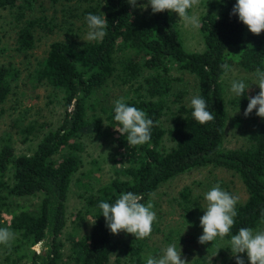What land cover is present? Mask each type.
Returning a JSON list of instances; mask_svg holds the SVG:
<instances>
[{
	"label": "trees",
	"instance_id": "obj_1",
	"mask_svg": "<svg viewBox=\"0 0 264 264\" xmlns=\"http://www.w3.org/2000/svg\"><path fill=\"white\" fill-rule=\"evenodd\" d=\"M147 2L137 0L136 10L128 0H0V17L11 35L9 45L0 43V55L11 49L28 58L37 49L41 33L52 37L43 56L34 63L29 61L26 78L33 87L51 90L62 109L59 125L44 132L30 153H17L11 130L0 135V227L15 233L10 246L4 245L8 254L0 264H111L113 257L119 264H146V258L159 256L161 248H152L148 237L135 239L124 231L112 234L99 203H114L127 191L141 194L142 203H153L152 196L160 186L206 167L231 174L246 194L236 205L229 235L206 243L212 247L221 240L230 244L240 228L256 231L264 225V118L254 109L244 144L235 149L224 145L231 108L246 107L249 98L248 92L230 98L227 77L233 70L254 75L257 68L264 69V31L252 34L231 14L236 0H209L211 12L200 17L198 29L203 47L191 52L173 12L153 13ZM100 12L109 23L107 35L102 42L87 41L85 17ZM14 61L11 57L0 62V118L9 98L17 101L24 96L17 91L22 70ZM224 63L230 66L227 74L220 67ZM174 68L194 77L195 96L206 100L215 117L212 122L200 124L193 118L186 94L175 89ZM112 84L129 88L122 89L121 97L154 121L148 143L128 145L126 135L118 132L121 125L114 120V102L119 98H109ZM16 103L20 107L22 102ZM17 121L10 129L18 128ZM35 124L30 122L17 131L22 136L20 144L33 140L43 129L37 130ZM108 131L115 135L123 154L119 160L109 157L112 176L98 189L91 188L85 175L77 179L82 207L73 216V230L79 233L81 222L88 224L83 235L67 236L65 248L59 237L67 226L70 185L87 150L83 137L94 142ZM24 198H38V202L23 209ZM195 200L191 188L185 187L174 202L186 224L203 231ZM2 214L10 220H4ZM157 230L154 221L152 232ZM201 235H176L182 244L178 247L185 254L202 247L211 249L198 242ZM37 245L39 251L33 249ZM206 255H200L201 264H211ZM243 260L249 264L247 258Z\"/></svg>",
	"mask_w": 264,
	"mask_h": 264
},
{
	"label": "rangeland",
	"instance_id": "obj_2",
	"mask_svg": "<svg viewBox=\"0 0 264 264\" xmlns=\"http://www.w3.org/2000/svg\"><path fill=\"white\" fill-rule=\"evenodd\" d=\"M208 1L209 0H200L199 6L189 9V14H195L200 18L211 12ZM135 9L138 10L137 7H135ZM173 14L174 20L177 23L178 29L181 32L180 34L184 40L186 49L191 52L201 51L203 44L198 29L186 27L183 21L179 19L178 15L175 12H173ZM10 38L11 35L9 33L8 26L0 17V43L5 46L6 44L9 45ZM39 39L37 49L29 54L30 57L28 58L17 55L11 49L8 53H2L0 55V62L9 61L10 58L13 57L15 65L22 70L19 89L17 91L22 92L24 96L19 97L17 101H14L13 97L9 98L7 105L4 108L5 112L0 118V135L5 130H11L13 144L17 149L18 154L30 153L34 149L37 141H39L41 135L44 132L55 129L61 122L62 118L60 102L56 96H52L51 90H46L44 87H33L30 83H27L26 74L28 72L27 69L29 61L34 63L35 58H41L44 51L48 48V44L52 41V37L45 36L43 33H41ZM171 73L173 74L174 79H176L175 89L185 93V103H190L191 99L195 96L194 92L196 82L194 77L187 73L180 74L175 70V68L171 71ZM231 73L232 74L227 77V84L229 85L228 96H230V98L234 95L230 91L231 82L233 80L244 79L243 81L246 84H250L249 90L247 91L248 97L258 94L260 89L257 85H255L256 81L254 75H245L241 69L240 71L233 70ZM122 89L127 91L129 88L127 89L119 86L118 84H112L108 90L109 98H120L121 92H123ZM16 102H22L20 107H17L18 104ZM246 107L237 105L231 108V111L229 112L231 120L228 123L224 141V145L227 149L238 148L245 142L247 132L252 126L251 115L253 113L252 112L245 117L244 110ZM16 119L19 120L17 121L18 128L10 129L12 122ZM239 119H241L240 122L237 121ZM17 122H15V124ZM30 122L36 123L35 125L37 130L42 129L40 126H42L43 129L39 131L36 138L32 136L33 140H30L25 145H22L20 144L22 136L17 131L28 126ZM114 138L115 135L110 131L94 138L97 139L94 142H91L89 137H83V142L87 144V150L83 154L81 167L74 176L70 185L66 203L67 226L64 228L59 237L60 242L65 245V248L69 245L67 236L76 235L79 237V235H83L85 233L84 229L88 224L86 221H84L83 224L81 222L82 229L79 233H75L73 230V227L75 226L72 224V220H74L73 216L77 210L82 207V201L78 196L81 193V189L78 187L79 184L77 179L84 175L87 176V179L91 181V188L93 190L98 189L110 180L113 167H111V159L109 157L115 156L116 159L119 160L120 154H123L122 150L118 149L117 144H115ZM30 149L31 151H29ZM92 160H95L94 164L91 163ZM217 184H219L223 190L237 196L239 198L238 203L245 200V190L240 182L224 170L212 167L194 169L193 171L175 177L160 186V188L152 196L154 210L157 217L156 224L158 227V230L152 232L148 237L150 238V243L153 245L152 248H161V255L163 250L170 244H176L177 247L182 245L177 242L178 239L176 238V235L180 238L187 232L203 234V231H199L197 229L194 230L193 227L186 224L185 219L180 217V211H178L174 201L178 198V195L183 188L189 187L196 198L195 202L199 208L198 212L203 215L204 210H206L207 207V201L204 198L205 194ZM37 202L38 198H24L21 200V204L23 206H20L23 209L33 208L36 206ZM2 218L6 221L10 220V216L7 214H2ZM256 231H264V225L260 226V228ZM217 239L218 237L214 241L216 242ZM205 246L207 248L212 247L210 243H206ZM33 249L39 251L40 246L37 245ZM64 252L66 254L68 253L67 251ZM181 253L182 259H186L188 264H201L199 261L201 254H207V260L208 262H211V264L236 262L235 253H232L230 244L223 240L217 242L215 246L208 250H205L202 247L190 254H185L182 251ZM7 254V248L3 244H0V262H4ZM236 255H239L242 258H247L246 253ZM111 264L119 263L116 261V258L114 259L113 257Z\"/></svg>",
	"mask_w": 264,
	"mask_h": 264
},
{
	"label": "clouds",
	"instance_id": "obj_3",
	"mask_svg": "<svg viewBox=\"0 0 264 264\" xmlns=\"http://www.w3.org/2000/svg\"><path fill=\"white\" fill-rule=\"evenodd\" d=\"M128 3L132 7L137 6V0H128ZM147 4L151 6L153 13L175 12L186 27L199 29L201 26L200 18L195 14H189V9L199 6L200 0H148ZM140 7L145 8L147 5H140ZM231 14L237 15L239 21L246 25L252 34L259 35L264 31V0H236ZM85 19L89 29L85 39L102 42L107 35L106 29L109 24L105 14L89 13ZM220 67L225 74L230 71L228 63ZM254 76L255 85L260 91L248 98L244 116L247 117L255 109L256 115L264 118V69L257 68ZM249 86L250 84H246L243 80H233L230 91L240 98L249 90ZM190 104L193 109L192 116L200 124L212 122L215 119L202 96H194ZM114 113V120L121 125L118 132L122 136L126 135L128 145H144L151 140V129L155 125L145 111L129 106L121 97L114 102ZM204 198L207 201V207L200 217V226L203 229V234L198 238L200 244L229 235L235 223L236 205L239 200L237 196L223 190L219 184L213 186ZM143 199L141 194L127 191L120 193L114 203L103 201L99 203L98 207L102 210L106 226L112 234L124 231L132 234L135 239H144L151 235L153 222L157 217L153 211V203L151 201L142 203ZM14 238L15 233L12 230L0 227V244L10 246ZM230 249L232 253H235L236 264H244L243 258L236 255L240 253L247 254L249 264H264V231L254 232L248 227L240 228L237 234L231 236ZM146 264H188V261L182 259L180 247L170 244L161 255H149L146 258Z\"/></svg>",
	"mask_w": 264,
	"mask_h": 264
}]
</instances>
